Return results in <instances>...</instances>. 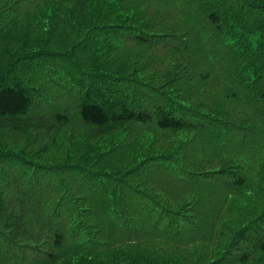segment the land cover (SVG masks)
<instances>
[{
	"label": "trees",
	"instance_id": "1",
	"mask_svg": "<svg viewBox=\"0 0 264 264\" xmlns=\"http://www.w3.org/2000/svg\"><path fill=\"white\" fill-rule=\"evenodd\" d=\"M63 1L124 69L0 38V133L70 156L0 141V264H264V0Z\"/></svg>",
	"mask_w": 264,
	"mask_h": 264
},
{
	"label": "rangeland",
	"instance_id": "2",
	"mask_svg": "<svg viewBox=\"0 0 264 264\" xmlns=\"http://www.w3.org/2000/svg\"><path fill=\"white\" fill-rule=\"evenodd\" d=\"M111 1L96 0L95 4L98 6L101 4L102 7V5H107ZM67 6L68 3L66 5V2L63 0H0V38L3 37L6 49L13 50L12 47H16V53L21 54L20 59L22 61H24L23 56L25 54L30 57L33 55L32 53L36 54L41 49L46 48L51 52V59L56 64L64 62L66 60L65 55L70 53L79 60H84L92 65L104 64L105 68H109V70L110 68L123 70L124 59L112 51L107 53L111 58L107 59V57H103V60H101L102 55L97 53V49L95 50L96 53L79 52L78 45L81 48L84 47L81 42H83L84 35L88 32V24L85 23L86 15L80 16L85 17L84 19L76 18L74 21L70 15L63 11V9H67ZM5 37L7 38L6 40ZM247 38L251 44H255V42L260 40L258 34H249ZM89 43H93V39ZM162 60L157 58L152 61L153 65L157 68H146V73L161 75L162 71L171 66L170 57L169 60L167 59L168 61L163 62L166 63L165 67L161 64ZM104 61L107 62L104 63ZM136 63L137 67L140 66L138 62ZM129 65L133 67L134 64ZM122 72L126 75H133L136 78H141L143 74L135 71L132 72V70ZM0 139L4 143L1 144L2 146L12 144L17 150H22L26 154H29L27 150H30L32 151L31 156L43 158L50 164L61 163L63 158L70 157L66 155L67 144L65 143L61 145L56 144L50 147L47 152H44L40 149L39 144H30L25 149L24 145L27 142L22 138L12 140L0 133Z\"/></svg>",
	"mask_w": 264,
	"mask_h": 264
},
{
	"label": "clouds",
	"instance_id": "3",
	"mask_svg": "<svg viewBox=\"0 0 264 264\" xmlns=\"http://www.w3.org/2000/svg\"><path fill=\"white\" fill-rule=\"evenodd\" d=\"M253 39H255V38H253Z\"/></svg>",
	"mask_w": 264,
	"mask_h": 264
}]
</instances>
